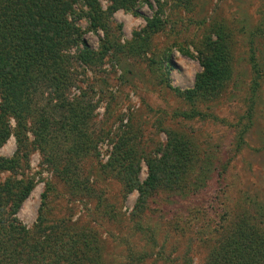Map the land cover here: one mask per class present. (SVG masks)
Listing matches in <instances>:
<instances>
[{
    "label": "rangeland",
    "instance_id": "obj_1",
    "mask_svg": "<svg viewBox=\"0 0 264 264\" xmlns=\"http://www.w3.org/2000/svg\"><path fill=\"white\" fill-rule=\"evenodd\" d=\"M97 2L104 11L103 28H88V9L80 2L71 5L67 18L90 50H97L104 38L116 47L97 65L82 62L75 45L57 51L69 55L71 83L64 96L91 109L83 126L90 143L80 158L68 162V172L84 187L73 188L65 175H57L26 131L19 151L25 158L14 172L0 171V182L32 180L13 214L26 229L27 241L0 248L1 264H21L25 255L15 251L51 231L57 238L52 250L63 255L50 264L224 261L234 223L252 221L264 232V0H134L109 12L110 1ZM153 20L152 31L148 25ZM216 27L227 41L231 77L212 100L194 101L197 115L189 117L192 105L177 90L192 87L201 70L197 47L205 49L203 41L214 39ZM31 40L34 47L28 50L35 56L45 54L51 42L48 33ZM38 89L33 104L49 110L53 92ZM168 133L188 141L194 151L180 174L184 189L160 191L134 214L138 191L135 186L124 189L123 182L132 178L141 184L149 159L163 156L168 167H181L183 160L168 148ZM124 139L130 149L120 151L134 165L130 175L113 158ZM15 148L9 134L0 145V158L12 156ZM59 152L54 155L58 170L63 162ZM49 186L44 214L51 220L40 224V195Z\"/></svg>",
    "mask_w": 264,
    "mask_h": 264
},
{
    "label": "trees",
    "instance_id": "obj_2",
    "mask_svg": "<svg viewBox=\"0 0 264 264\" xmlns=\"http://www.w3.org/2000/svg\"><path fill=\"white\" fill-rule=\"evenodd\" d=\"M108 1L111 4L107 6L106 12L116 5L132 4L134 0ZM77 2L88 9L86 15L89 22L88 28L93 31L103 28L101 15L104 11L101 10L97 0H0V145L9 134H12L16 141L12 156L0 158V171L14 172L19 165V160L25 158L26 155L23 152L19 155V151L20 144L24 141V133L28 131L32 136L31 144L43 153V157L47 154L45 161L53 165L54 172L59 176L65 175L64 179L68 180L73 188H82L84 185L78 183L71 172H68V170L71 171L68 162L73 157L80 158L90 143L83 126L87 122L91 109L88 110L85 106L72 102L64 96V89L71 83L66 69L69 55L67 52L61 54L57 51L60 48L67 51L70 46L75 45L77 56L82 62L97 65L101 63L105 54L116 46L104 38L100 40L97 50H90L87 47L67 18L71 5ZM153 22L154 20L149 21L148 25L152 27V31L155 28ZM47 33L51 42L46 53L40 56L31 54L30 52L34 53L28 50L29 47H34L31 39L45 37ZM144 33L148 34V30L145 29ZM213 33L214 39L205 37L203 41L205 49L197 47L196 58L201 65V70L195 74L192 87L183 91L176 89L184 100L192 105V109L187 111L189 117L197 115L194 101L212 100L213 96L217 95L221 89L223 90L231 77V68L227 64V41L220 28L216 27ZM79 43L81 47L77 46ZM251 66L254 69V63ZM254 84L253 80L252 86ZM39 87L48 88L54 94L55 101L49 110L40 109L32 102ZM10 119L13 121L12 126L9 125ZM168 136V148L173 150L175 156L183 160L181 167L177 164L168 167L163 162V156L159 158V161L149 159L146 161L147 177L141 184L135 179L130 181L132 178L123 182L124 189L129 190L131 186H135L138 191L133 205L134 214L145 210L147 199L156 193L184 189L183 174H180L184 171L185 164L193 159L194 151L185 139L170 133ZM124 146L127 152L130 148H127L129 145L125 139L123 143L119 141L116 144L113 158L119 159L124 173L133 174L134 165L128 163L130 156L121 155L120 149ZM59 150L61 151L59 156L63 161L60 170L54 166L55 151ZM32 185V180L29 178H5L0 182V248L2 249L13 248L17 243L27 241L25 240L27 239L26 229L15 222L13 214L28 196ZM50 190L49 186L40 195L37 223L51 220L44 214ZM60 222L57 221V224ZM229 230L231 231L232 228ZM55 232L46 233L39 241L29 240L24 250H16V254L25 255L21 264H42L45 258L48 261H44L46 262L44 264L57 262L63 254L57 255L58 253L52 250L57 243L55 242L57 238L51 236L56 234ZM71 237L68 235L67 238L71 239ZM228 240L226 239V242ZM72 241L77 243L78 239L73 238ZM229 242L230 250L224 251L227 252L223 255L226 256L224 261H219L217 264L264 263V232L259 231L252 221H241L236 226L234 223Z\"/></svg>",
    "mask_w": 264,
    "mask_h": 264
}]
</instances>
